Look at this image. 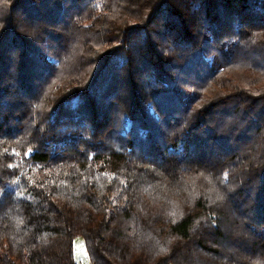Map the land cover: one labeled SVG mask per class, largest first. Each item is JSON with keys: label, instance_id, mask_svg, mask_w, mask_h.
<instances>
[{"label": "trees", "instance_id": "1", "mask_svg": "<svg viewBox=\"0 0 264 264\" xmlns=\"http://www.w3.org/2000/svg\"><path fill=\"white\" fill-rule=\"evenodd\" d=\"M264 264V0H0V264Z\"/></svg>", "mask_w": 264, "mask_h": 264}, {"label": "rangeland", "instance_id": "2", "mask_svg": "<svg viewBox=\"0 0 264 264\" xmlns=\"http://www.w3.org/2000/svg\"><path fill=\"white\" fill-rule=\"evenodd\" d=\"M74 245H75V257L78 264H92L89 259L84 238L82 236L76 237L74 240Z\"/></svg>", "mask_w": 264, "mask_h": 264}]
</instances>
